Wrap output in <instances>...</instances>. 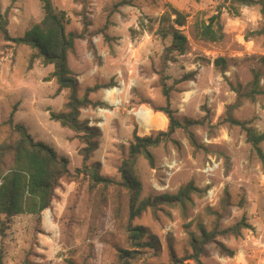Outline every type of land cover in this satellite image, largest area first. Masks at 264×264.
<instances>
[{
    "label": "rangeland",
    "instance_id": "obj_1",
    "mask_svg": "<svg viewBox=\"0 0 264 264\" xmlns=\"http://www.w3.org/2000/svg\"><path fill=\"white\" fill-rule=\"evenodd\" d=\"M51 2L66 13L67 32L80 37L67 55L68 68L79 83L78 96L87 88L101 87L89 98L103 105L80 111L79 119L100 131L88 164H100L101 176L119 182L118 169L133 135L155 137L165 132L168 119L157 110L169 106L177 119L204 120L203 125L190 128L203 148L191 147L184 132L177 130L171 141L149 149L153 168L139 156L133 168L141 186L135 207L148 197L175 195L188 182L201 192L192 195L193 205L184 211L160 205L129 220L131 198L124 187L90 190L85 176L64 178L50 208L39 218L16 215L9 220L0 238L2 263L120 264L121 251H128L134 253L129 264H172L173 257L183 264H198L186 257L192 254L190 241L192 235L198 237L199 225L211 232L240 224L237 234L216 236L199 264H264V163L245 143L241 129L224 122L226 108L236 100L230 85L246 88L252 72H257L262 94L243 100L232 115L264 131V13L260 8L241 7L234 17L222 0ZM220 6L221 40H200L198 29ZM171 9L186 17L184 26L173 24ZM0 14L7 15L11 38L23 36L44 16L41 0H0ZM171 27L187 39L182 55L169 51ZM32 53L29 47L0 36V144L18 138L5 124L16 107L14 124L24 125L35 141L67 158L74 173L81 167L78 149L84 144L76 133L49 118L50 111H64L68 92L54 95L55 81L46 80L52 66L40 60L29 66ZM216 59L225 61L224 69L214 67ZM114 88L118 94L110 98L111 104L104 91ZM261 148L264 152V142ZM128 226L141 230L140 241L129 239ZM220 245L233 255L221 254Z\"/></svg>",
    "mask_w": 264,
    "mask_h": 264
},
{
    "label": "trees",
    "instance_id": "obj_2",
    "mask_svg": "<svg viewBox=\"0 0 264 264\" xmlns=\"http://www.w3.org/2000/svg\"><path fill=\"white\" fill-rule=\"evenodd\" d=\"M15 0H12V2ZM44 16L23 36L11 38L6 30L8 21L7 15L0 14V36L6 42L16 45L29 47L33 53L29 58V66L34 61L40 60L44 66L51 65L53 70L46 78L47 81L54 80L57 88L54 95L57 97L63 91L68 92L67 102L62 112H49L51 121L59 123L62 128L71 130L78 135V138L84 144V147L78 149V155L81 157V167L75 169L74 173L68 168V159L60 157L53 148L47 144L35 141L28 133L24 125L14 124V107L5 124H8L18 138L14 142H4L0 144V238L5 235L8 229L9 220L16 215H34L38 218L41 214L50 208L54 198L55 190L60 181L64 178H76L80 175L85 176L89 182V189L94 190L98 186L108 189L112 186L124 187L131 198L129 209V220L139 216L148 208L154 211L160 205L169 207H180L183 211L187 205H193L192 195L201 192L195 187L193 182H188L182 186L175 195H160L148 197L142 200L137 207L135 203L141 186L134 176L133 168L136 159L143 156L151 168L154 167V160L149 151L161 143L171 141V136L177 131L182 130L191 147L203 148L198 144L195 135L190 128L195 125H203L204 120H193L188 118L177 119L174 111L169 106L158 109L168 119V126L165 132H159L155 137H140L133 135V140L129 145L128 154L122 161L118 172L121 180L116 182L114 179L100 175V164L89 165V159L92 153L97 149L96 139L100 136V131L96 127L89 126L87 121H81L80 111L88 106H101L100 102H92L90 94L99 90L101 87L95 86L85 89L82 97L78 96L79 83L77 78L68 68L67 55L74 49V44L80 37L73 32H67L69 19L66 13L55 8L51 0H41ZM223 7L229 15L238 17L241 7L258 6L261 13H264V0H222ZM171 14L175 16L173 24L182 27L186 22V17L175 9H171ZM221 6L219 11L198 29L197 37L200 40L215 43L222 38V25L220 24ZM172 36L170 52H176L182 55L186 51L187 39L180 31L170 28ZM223 59H216L214 67H224ZM252 80L242 88L241 85L233 87L231 90L236 94L234 104L226 108L225 123L237 126L244 133V141L249 144L256 157L264 163V152L261 144L264 142V131L258 132L248 121L236 120L232 112L240 107L243 100H254L256 96L262 94L260 89V76L257 72H252ZM245 89V90H244ZM164 95L168 98L167 90ZM207 114V113H206ZM218 217V216H217ZM221 215L217 218L220 221ZM240 224L225 230H219L217 227L211 232L199 225L198 237L192 235L190 241L192 254L187 256V260H194L199 264V258L205 252V247L212 243L216 236L237 234ZM143 233L139 228L128 226V237L135 242L140 241ZM139 243H136V245ZM147 244V243H146ZM221 254L232 256L233 252L224 246H219ZM132 252L121 251L120 264H129L134 259ZM183 264L182 260L172 258V264ZM0 264L2 256L0 254Z\"/></svg>",
    "mask_w": 264,
    "mask_h": 264
},
{
    "label": "built area",
    "instance_id": "obj_3",
    "mask_svg": "<svg viewBox=\"0 0 264 264\" xmlns=\"http://www.w3.org/2000/svg\"><path fill=\"white\" fill-rule=\"evenodd\" d=\"M112 90H113L114 92L111 94V96L114 98V96H116V95L118 94L116 88H114V89H107V90L104 91V93H109V92H111ZM114 99H115V98H114ZM118 103H119V102H118ZM168 168L171 169L172 167H171V166H168ZM207 169L210 170V171L213 170L210 166H208Z\"/></svg>",
    "mask_w": 264,
    "mask_h": 264
},
{
    "label": "bare ground",
    "instance_id": "obj_4",
    "mask_svg": "<svg viewBox=\"0 0 264 264\" xmlns=\"http://www.w3.org/2000/svg\"><path fill=\"white\" fill-rule=\"evenodd\" d=\"M114 91L112 90L111 92H109V93H104V98H105V100L106 101H108L109 103H111V104H113L114 102L113 101H109L110 100V98L112 97L111 96V94L113 93ZM101 117H103L104 118V116H102L101 115Z\"/></svg>",
    "mask_w": 264,
    "mask_h": 264
}]
</instances>
